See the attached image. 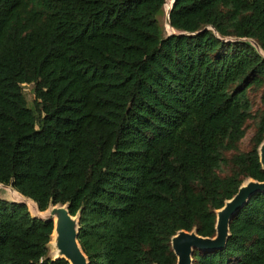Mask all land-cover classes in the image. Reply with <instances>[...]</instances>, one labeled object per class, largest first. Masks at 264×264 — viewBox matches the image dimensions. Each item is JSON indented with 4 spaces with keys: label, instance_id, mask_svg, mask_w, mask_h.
Returning a JSON list of instances; mask_svg holds the SVG:
<instances>
[{
    "label": "trees",
    "instance_id": "obj_1",
    "mask_svg": "<svg viewBox=\"0 0 264 264\" xmlns=\"http://www.w3.org/2000/svg\"><path fill=\"white\" fill-rule=\"evenodd\" d=\"M166 2L0 0V184L80 214L90 264H177L178 232L214 238L217 211L264 182V59L224 41L264 50V0H176L190 35L170 37ZM230 233L194 264H264V193ZM52 235L0 199V264H69Z\"/></svg>",
    "mask_w": 264,
    "mask_h": 264
},
{
    "label": "water",
    "instance_id": "obj_2",
    "mask_svg": "<svg viewBox=\"0 0 264 264\" xmlns=\"http://www.w3.org/2000/svg\"><path fill=\"white\" fill-rule=\"evenodd\" d=\"M168 1L170 0H167L165 5L168 4ZM171 1V9L168 14L166 13V26L173 28L171 24V12L176 0ZM206 30H212L216 33L212 27H208ZM173 35L185 36L190 34L186 32H179V34L171 33L168 35V37ZM224 41H239L248 43L264 59V50L257 42L252 39L227 38L224 39ZM259 155L264 170V142L259 147ZM0 187L10 189L11 191L18 193L20 196L27 199V201L32 202L39 211V214H31L33 218L45 223L53 224V235L50 245H53V247L58 251V254L53 257L54 260H66L69 264H90L88 257L84 253L79 243L80 214L74 217L70 214L68 205L63 206L54 204H51L47 211L41 212L35 201L16 191L13 186L0 184ZM259 193H264V182L255 181L253 179L245 181L235 197L227 201L224 207L217 211L216 236L214 238H204L198 235L196 230L193 232H178L172 238L171 242L173 251L177 257V264H194V254L196 251L215 252L226 249L231 235L230 227L232 220L245 208L252 197ZM5 201L12 204L27 206L29 212L31 210L28 203H25L21 200Z\"/></svg>",
    "mask_w": 264,
    "mask_h": 264
},
{
    "label": "rangeland",
    "instance_id": "obj_3",
    "mask_svg": "<svg viewBox=\"0 0 264 264\" xmlns=\"http://www.w3.org/2000/svg\"><path fill=\"white\" fill-rule=\"evenodd\" d=\"M172 1H168V4L164 7V10L163 12L158 16V21L160 23V26H161V29H162V33H163V36L164 37H168L169 34L171 33H174V32H170V27L166 26V13L168 14V11H169V8L167 6L171 5ZM174 30V29H173ZM24 89V95H25V98L28 102V106L32 107L35 99H36V96H35V93H34V85L33 84H27V85H24L23 87ZM249 141V136L247 137V139H245L244 143L245 145H247ZM13 192L14 191H10V189H7V188H3V187H0V199L2 200H14V201H17V200H21L25 203H28L29 205V208L31 209L30 212L31 214H36L35 212V206L32 202L30 201H27V199H24L22 196H20L18 193L14 192L17 197H15L13 195ZM49 251H50V256L51 257H55L56 254H58V251L56 250V248L53 247V245L49 246Z\"/></svg>",
    "mask_w": 264,
    "mask_h": 264
},
{
    "label": "bare ground",
    "instance_id": "obj_4",
    "mask_svg": "<svg viewBox=\"0 0 264 264\" xmlns=\"http://www.w3.org/2000/svg\"><path fill=\"white\" fill-rule=\"evenodd\" d=\"M172 4V3H171ZM166 6V5H165ZM168 8H169V11H170V9H171V5H169V6H167ZM168 11V12H169ZM168 27H170V26H168ZM170 32H174V30H173V28H171L170 27ZM174 33H176V31L174 32ZM177 34H179V33H177ZM11 191V190H10ZM12 192V191H11ZM13 195L15 196V197H17V195L13 192ZM25 199V198H24ZM20 200V199H19ZM35 212H36V214H39V211L36 209V207H35Z\"/></svg>",
    "mask_w": 264,
    "mask_h": 264
}]
</instances>
